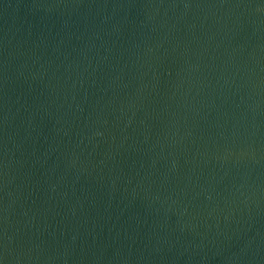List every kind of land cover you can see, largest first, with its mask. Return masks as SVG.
Masks as SVG:
<instances>
[{"label":"water","instance_id":"1","mask_svg":"<svg viewBox=\"0 0 264 264\" xmlns=\"http://www.w3.org/2000/svg\"><path fill=\"white\" fill-rule=\"evenodd\" d=\"M0 264H264V0H0Z\"/></svg>","mask_w":264,"mask_h":264}]
</instances>
